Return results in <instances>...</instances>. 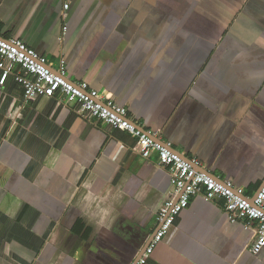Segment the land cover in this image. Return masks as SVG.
<instances>
[{
	"label": "crops",
	"instance_id": "crops-1",
	"mask_svg": "<svg viewBox=\"0 0 264 264\" xmlns=\"http://www.w3.org/2000/svg\"><path fill=\"white\" fill-rule=\"evenodd\" d=\"M0 0V37L111 97L198 171L264 183V0ZM67 27V32H64ZM65 33V34H64ZM1 78V73H0ZM138 140L0 86V264H134L174 187ZM191 200L149 264H264L256 228Z\"/></svg>",
	"mask_w": 264,
	"mask_h": 264
},
{
	"label": "built area",
	"instance_id": "built-area-1",
	"mask_svg": "<svg viewBox=\"0 0 264 264\" xmlns=\"http://www.w3.org/2000/svg\"><path fill=\"white\" fill-rule=\"evenodd\" d=\"M69 8L70 0H65L64 9ZM64 32H67V27H64ZM0 73V86L14 77L24 92L26 103L42 97H60L67 105H74L77 114L95 118L137 138V151L144 160L158 157L159 166L169 174L174 194L159 214V228L154 239L135 264H149L155 247L165 239L177 217L196 196L207 202L224 201V210L233 224L243 222L247 228L255 226L256 238L251 252L258 255L264 250V183L254 196H247L243 188L234 186L232 182H221L207 172L198 171L200 162L197 159L187 160L171 143H163L160 135L145 130L130 117L128 108L115 99L103 98L100 92L90 90L85 82L69 81L63 60L54 68L46 56L39 55L20 39L0 37Z\"/></svg>",
	"mask_w": 264,
	"mask_h": 264
},
{
	"label": "water",
	"instance_id": "water-1",
	"mask_svg": "<svg viewBox=\"0 0 264 264\" xmlns=\"http://www.w3.org/2000/svg\"><path fill=\"white\" fill-rule=\"evenodd\" d=\"M157 231H158V229H157ZM157 231L155 232V234L153 235V237L151 238V240L149 241L148 245L146 246V248L144 249V251L141 253V255L145 252V250L147 249V247L151 244V242H152V240L154 239V237H155ZM141 255L136 259L135 263L138 261V259L141 257ZM135 263H134V264H135Z\"/></svg>",
	"mask_w": 264,
	"mask_h": 264
}]
</instances>
